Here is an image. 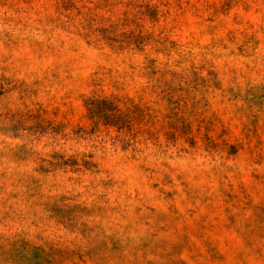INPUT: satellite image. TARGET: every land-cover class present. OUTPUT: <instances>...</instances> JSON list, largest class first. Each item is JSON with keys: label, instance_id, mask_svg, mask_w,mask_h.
I'll list each match as a JSON object with an SVG mask.
<instances>
[{"label": "rangeland", "instance_id": "1", "mask_svg": "<svg viewBox=\"0 0 264 264\" xmlns=\"http://www.w3.org/2000/svg\"><path fill=\"white\" fill-rule=\"evenodd\" d=\"M0 264H264V0H0Z\"/></svg>", "mask_w": 264, "mask_h": 264}]
</instances>
